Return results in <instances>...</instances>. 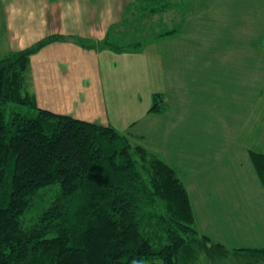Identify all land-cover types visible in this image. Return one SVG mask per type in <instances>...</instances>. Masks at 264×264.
Returning a JSON list of instances; mask_svg holds the SVG:
<instances>
[{"label": "crops", "instance_id": "0c3cea01", "mask_svg": "<svg viewBox=\"0 0 264 264\" xmlns=\"http://www.w3.org/2000/svg\"><path fill=\"white\" fill-rule=\"evenodd\" d=\"M134 2L0 0V55L67 37L30 57L27 88L37 105L112 125L153 150L167 148L185 167L200 232L208 235L203 226L218 206L238 204L239 223L249 222L254 239L264 242V191L249 154L264 153V0H172L143 19L132 13ZM103 39L145 44L115 52L96 46ZM154 93L165 97L164 113L149 111ZM162 126L166 134L157 138ZM177 135L186 138L174 146ZM225 135L232 140L224 151L202 146L204 138ZM255 216L259 229L250 222Z\"/></svg>", "mask_w": 264, "mask_h": 264}, {"label": "trees", "instance_id": "16d2710c", "mask_svg": "<svg viewBox=\"0 0 264 264\" xmlns=\"http://www.w3.org/2000/svg\"><path fill=\"white\" fill-rule=\"evenodd\" d=\"M170 6L135 0L132 13L143 19ZM63 39L0 56V264H195L199 256L206 264L264 263V247L229 249L199 231L183 179L160 151L112 125L37 105L27 88L30 57ZM164 98L154 93L149 111L164 113ZM249 154L264 191V153Z\"/></svg>", "mask_w": 264, "mask_h": 264}, {"label": "rangeland", "instance_id": "374dc122", "mask_svg": "<svg viewBox=\"0 0 264 264\" xmlns=\"http://www.w3.org/2000/svg\"><path fill=\"white\" fill-rule=\"evenodd\" d=\"M135 19H137V18H135ZM0 54H1V52H0ZM192 123H193V120H192ZM165 130H166L165 127L162 126L160 128V133L158 134L157 138H159V135L161 137L165 136L164 135V134H166L164 132ZM172 136L175 139V135H172ZM187 137L190 140H194V138L196 140H198V138L200 136L190 135ZM184 138H186V136L177 135L176 136V140H177L176 143H178V144H176L174 146H179L181 144V139H184ZM204 139L202 142V146L204 148H206V149L213 148V149L218 150V151H221L220 149H222L224 151L230 146L232 136H229V135L211 136L210 139H212V142H210V143H205ZM133 141L136 142L139 140L134 138ZM187 144L190 145L189 143H187ZM192 145H193V142H192ZM198 145L199 144H196L195 146H198ZM164 149L166 151H164L163 149L162 150L157 149V150L160 151V153L168 161V163H170L172 166H174L178 169L179 176L182 179H184V176H183L184 171H182V170H184L183 168H185V167L179 166V165H177L176 162L172 161L167 154V153H169L167 148H164ZM195 153L199 154V151H192V154H195ZM217 166H215L212 170L216 169ZM188 173H189V171H187V174ZM199 186H200L199 182L195 184V190H197V192H200ZM239 201L240 200H237V203ZM218 207H219V209H215L214 212H212L213 215H210V221L206 222L205 226H203V229H205L204 232H206L208 235H210L212 237V239H214L215 241H219L220 238H224V241H221V242L224 243L226 245V247H228L229 249L234 248V247H239V246H251L252 245L254 247L255 245H258V244L259 245L264 244V242H262L261 238L259 240L254 239L255 233L257 232V230H253L254 232L250 231V229H252V228L249 226V222L244 223V222L240 221V223H239L238 218L235 215L237 213V210H235V209H238V204L236 205L235 208L233 207L232 204H229L228 206L224 205V207L223 206L222 207L218 206ZM256 215H258V214H256ZM206 217L208 218V215H206ZM250 222H253L256 225L257 229L260 228L259 227L260 221L257 219L256 216ZM196 224H197V228H198L199 225H198L197 221H196ZM262 247H264V246H262ZM145 264H162V261L160 259H154L153 261H145ZM195 264H206V262L203 259V257L201 258V256H199L198 261H196ZM260 264H264V263L260 262Z\"/></svg>", "mask_w": 264, "mask_h": 264}]
</instances>
